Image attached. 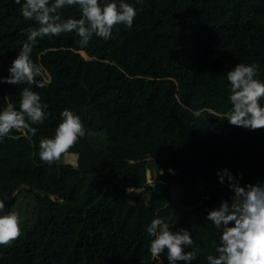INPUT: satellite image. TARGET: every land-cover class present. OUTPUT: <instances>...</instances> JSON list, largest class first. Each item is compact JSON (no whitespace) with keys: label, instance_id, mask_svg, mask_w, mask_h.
Segmentation results:
<instances>
[{"label":"trees","instance_id":"16d2710c","mask_svg":"<svg viewBox=\"0 0 264 264\" xmlns=\"http://www.w3.org/2000/svg\"><path fill=\"white\" fill-rule=\"evenodd\" d=\"M128 2L139 9L134 23L114 26L110 39L93 36L81 47L74 32L61 33L33 48L47 69L36 80L51 81L30 86L50 115L35 135L13 129L0 142V199L23 217L21 235L0 245V264H168L166 254L149 252L146 226L156 216L191 230L192 264H209L221 229L207 212L234 195L217 170L243 173L242 186L264 181V128L223 115L227 70L256 62L264 80V0ZM19 9L0 0V76L20 50L21 30L36 23ZM62 14L80 13L71 6ZM24 87L0 83V107L6 95L18 106ZM64 108L80 114L88 133L60 159L41 161L39 141L54 134ZM195 108L214 111L195 117ZM67 154L77 162L62 164Z\"/></svg>","mask_w":264,"mask_h":264},{"label":"clouds","instance_id":"9594fccd","mask_svg":"<svg viewBox=\"0 0 264 264\" xmlns=\"http://www.w3.org/2000/svg\"><path fill=\"white\" fill-rule=\"evenodd\" d=\"M20 5V15L26 20H34L21 31L25 34L20 50L12 60L7 76H0V83H26L20 93L18 106L4 97L6 106L0 107V142L9 137L12 130H25V134L35 135L36 124H42L50 115L48 104L39 92L30 85L45 87L51 76L43 80L36 77L47 73V69L34 62L32 52L38 38L54 37L61 33L74 32L81 47L86 46L93 36L110 39L114 26L123 24L131 27L139 9L128 0H15ZM140 3V0H136ZM75 6L79 16L65 18L66 7ZM259 65L256 62H239L226 71L229 82L231 107L223 115L231 125L249 130L264 128V80L258 78ZM193 116L200 117L211 108L190 109ZM54 134L39 141V158L51 163L61 158L87 133L80 114L64 108ZM218 181L225 183L233 191L231 203L221 201L218 207L207 212L206 221L221 229L216 255H208L209 264H264V181L241 185L239 179L227 167L217 170ZM129 190V189H128ZM23 217L18 210H5V201L0 199V245L9 244L21 235ZM165 217L156 216L146 226L152 239L149 252L152 257L164 253L168 264H192L196 259L193 248L195 241L191 230L174 227ZM215 243V242H214ZM190 249V250H189Z\"/></svg>","mask_w":264,"mask_h":264},{"label":"rangeland","instance_id":"374dc122","mask_svg":"<svg viewBox=\"0 0 264 264\" xmlns=\"http://www.w3.org/2000/svg\"><path fill=\"white\" fill-rule=\"evenodd\" d=\"M60 162L62 164H69V163L75 164L77 162V155L67 154L61 159ZM157 171L158 169H155V171H151V170L148 171V181H152V183L155 182L158 176ZM159 173H161V170Z\"/></svg>","mask_w":264,"mask_h":264},{"label":"built area","instance_id":"2783aa9c","mask_svg":"<svg viewBox=\"0 0 264 264\" xmlns=\"http://www.w3.org/2000/svg\"><path fill=\"white\" fill-rule=\"evenodd\" d=\"M150 184H153L152 181H148Z\"/></svg>","mask_w":264,"mask_h":264}]
</instances>
